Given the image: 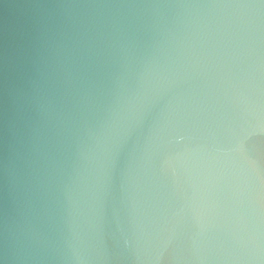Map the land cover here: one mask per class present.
Instances as JSON below:
<instances>
[{
	"label": "water",
	"instance_id": "obj_1",
	"mask_svg": "<svg viewBox=\"0 0 264 264\" xmlns=\"http://www.w3.org/2000/svg\"><path fill=\"white\" fill-rule=\"evenodd\" d=\"M0 264H264V0H0Z\"/></svg>",
	"mask_w": 264,
	"mask_h": 264
}]
</instances>
